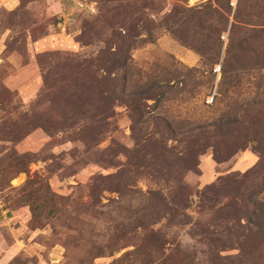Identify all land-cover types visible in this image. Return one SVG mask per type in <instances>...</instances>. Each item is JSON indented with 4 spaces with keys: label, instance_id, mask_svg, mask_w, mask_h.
<instances>
[{
    "label": "rangeland",
    "instance_id": "1",
    "mask_svg": "<svg viewBox=\"0 0 264 264\" xmlns=\"http://www.w3.org/2000/svg\"><path fill=\"white\" fill-rule=\"evenodd\" d=\"M263 175L264 0H0V264H264Z\"/></svg>",
    "mask_w": 264,
    "mask_h": 264
},
{
    "label": "trees",
    "instance_id": "2",
    "mask_svg": "<svg viewBox=\"0 0 264 264\" xmlns=\"http://www.w3.org/2000/svg\"><path fill=\"white\" fill-rule=\"evenodd\" d=\"M112 49V48H110ZM98 50L96 53L92 55H81V54H75V56L72 58V61L75 64V67L78 68L79 72H86L88 75L91 77L92 80L97 81L96 74L95 72L98 71H103L106 72L105 76H108L110 73H119V72H127V63H128V55L126 53L122 52L121 47L114 48L113 50ZM68 58V57H65ZM220 67V66H219ZM95 75V76H94ZM152 95L147 92L143 98L145 99H151ZM215 94L212 97V102L211 103H206V104H212L214 101ZM210 126H216V124H210ZM200 127H205V126H199ZM197 160H187L186 165H187V170L192 171L193 169L196 168ZM263 168H261V164L258 163L256 164L251 171H249L248 174H258L262 173ZM261 177V182H256L255 180L252 181V186H250V191L247 194V203L251 204L254 206L252 210L249 209H241V208H235L234 212L235 215L238 213H244L245 217H247L248 222L251 223H256L255 226H260L257 233L261 234L262 232V227L261 223H264V213H263V203L261 201L253 199V196L258 195L260 193L264 192V175L260 176ZM213 187V186H212ZM244 189H247L244 187ZM243 192L242 194H244ZM153 197H143L142 200H139L138 203L142 204V207L145 206H155L157 203L161 205V210L166 212H170L171 215H177L180 214L179 210H176L175 208L179 209H186L188 206L186 205L187 197L188 194H184L181 191H175L174 196H171L170 199L171 201L169 204H173V207H169L166 203V201L169 199L168 197H165V199L160 196L158 193H151ZM255 205L256 208L255 209ZM229 215H233L231 212ZM224 216L221 214L218 216V218H223ZM221 246H226V244H222Z\"/></svg>",
    "mask_w": 264,
    "mask_h": 264
},
{
    "label": "built area",
    "instance_id": "3",
    "mask_svg": "<svg viewBox=\"0 0 264 264\" xmlns=\"http://www.w3.org/2000/svg\"><path fill=\"white\" fill-rule=\"evenodd\" d=\"M219 70H220V67H219V66H217V67L214 68V71H215V72H217V71H219ZM213 94H214V93H213ZM213 94H212L209 98L206 99V103H211V102H212Z\"/></svg>",
    "mask_w": 264,
    "mask_h": 264
},
{
    "label": "crops",
    "instance_id": "4",
    "mask_svg": "<svg viewBox=\"0 0 264 264\" xmlns=\"http://www.w3.org/2000/svg\"><path fill=\"white\" fill-rule=\"evenodd\" d=\"M6 250H4V252H5Z\"/></svg>",
    "mask_w": 264,
    "mask_h": 264
}]
</instances>
